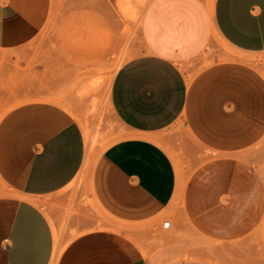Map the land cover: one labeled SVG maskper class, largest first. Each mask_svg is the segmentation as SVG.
I'll return each mask as SVG.
<instances>
[{
    "label": "crops",
    "instance_id": "crops-1",
    "mask_svg": "<svg viewBox=\"0 0 264 264\" xmlns=\"http://www.w3.org/2000/svg\"><path fill=\"white\" fill-rule=\"evenodd\" d=\"M46 14L45 0H0V50L29 41ZM141 36L143 52L119 69L110 93L128 136L87 170L93 202L113 224L76 216L71 226L83 232L57 264H150L160 247L153 238L183 244L182 217L210 241L240 239L262 221L264 247V178L253 152L264 139V73L244 59L264 55V0H152ZM215 37L241 58L189 78ZM179 121L211 154L188 179L161 142ZM90 148L73 114L56 104H24L1 119L0 182L14 199L0 202V264H51L58 206ZM168 213L172 230L162 226Z\"/></svg>",
    "mask_w": 264,
    "mask_h": 264
},
{
    "label": "rangeland",
    "instance_id": "rangeland-1",
    "mask_svg": "<svg viewBox=\"0 0 264 264\" xmlns=\"http://www.w3.org/2000/svg\"><path fill=\"white\" fill-rule=\"evenodd\" d=\"M151 1L45 0L47 17L41 30L22 45L0 50V121L24 104L59 105L80 124L87 146L95 149V160L110 145L127 137L126 128L111 107V86L119 69L143 52L142 18ZM232 56L240 57L215 37L192 63L189 78ZM244 59L264 73V55ZM161 136L163 146L187 179L211 157L191 138L182 121ZM253 152L261 154L255 166L264 178V139ZM90 182L91 177L81 173L64 191L67 202L58 206L63 213L59 224L62 246L83 232L71 226L76 216L101 226L113 224L93 202ZM13 199L9 188L0 182V202ZM165 221L170 222L168 230H172V213L163 217L162 226ZM181 221L183 244L173 249L171 237L161 234L153 238L160 247L149 252L150 264H264L262 221L249 235L233 241L207 240L184 217Z\"/></svg>",
    "mask_w": 264,
    "mask_h": 264
},
{
    "label": "bare ground",
    "instance_id": "bare-ground-1",
    "mask_svg": "<svg viewBox=\"0 0 264 264\" xmlns=\"http://www.w3.org/2000/svg\"><path fill=\"white\" fill-rule=\"evenodd\" d=\"M86 130V129H85ZM88 134V133H87ZM95 149L90 148L87 154V160H86V165L83 169V173L87 174L88 167L90 165V161L92 160L94 156ZM103 228V227H102ZM107 228V227H106ZM54 232H55V249H54V254H53V259L51 264H57L61 253L63 252L65 246L61 245V232L60 229L54 226Z\"/></svg>",
    "mask_w": 264,
    "mask_h": 264
},
{
    "label": "built area",
    "instance_id": "built-area-1",
    "mask_svg": "<svg viewBox=\"0 0 264 264\" xmlns=\"http://www.w3.org/2000/svg\"><path fill=\"white\" fill-rule=\"evenodd\" d=\"M163 227H164L165 229L170 228V222L165 221V222L163 223Z\"/></svg>",
    "mask_w": 264,
    "mask_h": 264
}]
</instances>
